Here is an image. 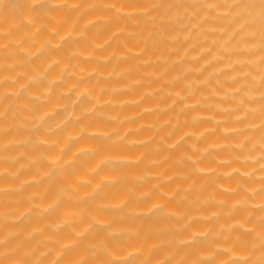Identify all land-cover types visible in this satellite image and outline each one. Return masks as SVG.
Wrapping results in <instances>:
<instances>
[{
    "label": "clouds",
    "instance_id": "1",
    "mask_svg": "<svg viewBox=\"0 0 264 264\" xmlns=\"http://www.w3.org/2000/svg\"><path fill=\"white\" fill-rule=\"evenodd\" d=\"M18 3L17 7L13 0H0V89L6 83L12 85L11 90L0 91V101L6 95L11 96L13 117L19 112L21 100L41 106L54 100L62 103L34 113L26 127L29 131L38 130L35 135L0 145V161L14 164L20 156L25 160L14 171L0 167V184L14 182L0 187V202L9 191L22 194L29 184L43 180L51 184L69 173L75 176L86 161L95 164L99 147L88 141L103 140L110 146L129 150L151 144L148 155L152 158L145 166L144 154L133 158L125 152H110L99 160L88 177L79 180L80 186L88 189L82 199L95 202L98 207L118 209L123 220L119 225L90 215L86 207L71 215L46 219L61 203L73 199L71 187L64 184L47 204L29 200L23 211L0 212V264H152L151 253L161 247L168 251L155 264H264V0H18ZM85 12L92 18L88 19ZM174 27L181 31L174 33ZM209 27L223 34L221 42L227 55L223 69L213 68L200 80L187 79L189 73L203 71V65L194 69L186 64L189 59L195 63L196 57L186 54L173 61L162 56L158 63L165 65V70L173 64L183 66L181 72L166 81L169 88L145 91L135 101L116 99L143 86V81L129 79L131 68L118 70L130 58L129 52L116 50L126 48V40L143 41L148 49L174 36L182 38L183 31L195 30L199 34ZM145 28L149 29L147 36L142 35ZM106 30L110 34L101 39ZM81 42L89 45L88 51L80 47ZM113 45L116 47L107 55H100ZM60 50L67 57L64 63L53 56ZM80 60L111 64V69L78 72ZM33 61H40V66L33 67ZM21 64L29 68L22 82L3 75ZM162 77L163 73L152 74L153 79ZM221 78L229 86L216 95L211 91L212 85L221 83ZM74 79L86 81L87 86L78 88L70 83ZM98 80L125 83H106L97 97L94 86ZM177 83L182 85L179 90ZM202 88L208 89V93L200 92ZM169 97L171 103H162ZM145 98L157 100L155 108L147 109L148 112L159 115L176 109L175 122L165 121L166 126L170 125L165 134L167 139L160 137L157 143L133 139L130 134H138L139 128L119 131L125 122L120 113L129 103L140 105ZM6 112L7 109L0 111V120L8 119ZM216 112L222 115L218 117ZM84 119L105 127L93 129L80 123ZM206 121L208 126H204ZM181 125L185 130L177 135ZM14 127L9 121L0 127V134ZM152 127L155 134L161 125L157 122ZM210 135L236 139L214 143L208 139ZM14 145L38 150L35 155L23 151L20 156L8 155L6 149ZM161 151L177 153L176 167L186 169L164 177L165 183L187 181L190 176L206 178L199 186L189 184L179 201L187 202L188 194L197 192L201 195L191 205L214 210L207 215L197 212L184 218L183 213L154 203L140 216L158 213L160 218L174 217L183 223L174 229L179 235L160 239L140 260V249L129 251L143 235L132 202L150 201L153 193L160 191V184L155 182L157 177L150 169L164 167L167 157L160 159ZM221 151H227L228 155L220 158ZM54 154L59 159L53 161ZM40 165H45L46 170L38 177L20 176V172ZM126 167H139L130 177L133 189L118 205H104L99 197L107 187L119 184V172ZM92 178L99 181L95 186ZM223 182L232 184L228 199L217 198ZM149 184V190L136 191ZM169 198L176 199L175 192ZM32 217H38L42 223H29ZM198 221L212 222L215 227L194 230L191 225ZM80 225L83 227L78 231ZM98 230L102 237H97ZM156 231L166 233L167 229ZM62 234L68 239H62Z\"/></svg>",
    "mask_w": 264,
    "mask_h": 264
},
{
    "label": "bare ground",
    "instance_id": "2",
    "mask_svg": "<svg viewBox=\"0 0 264 264\" xmlns=\"http://www.w3.org/2000/svg\"><path fill=\"white\" fill-rule=\"evenodd\" d=\"M14 6H19L18 0H13ZM84 15L91 19V15L87 12ZM67 27V25H66ZM63 31V30H62ZM149 29L145 28L142 35L147 36ZM175 33L177 31H181L176 29L175 27L172 29ZM110 34L108 30H106L101 37V39L107 38ZM92 38H95L94 33H90ZM223 34L217 32L214 28L209 27L206 31L197 34L195 30L188 32L183 31L182 38L176 39L175 36L167 41H164L163 44L158 47H150L148 49L144 48L143 41L137 43L133 40H126V48L119 47L116 48L117 51L120 52H129L130 58L126 64H121L118 70H124L131 68L129 72L130 80H141L143 81V86L137 88L133 93H124L116 99L121 101H135L138 97L142 96L145 91H155L158 89H166L169 88V84L166 83L167 80L172 79V77L182 71L183 66L180 64H173L170 68L165 70L166 66L158 63V59L160 57H167L173 61L184 57L186 54L189 57H196V62L193 63L191 59L186 61V64H191L194 69H200L203 65V71H193L187 75V79H203L205 75L212 71L213 68L223 69L227 64V55L224 53V46L222 44ZM70 47V45H66V48ZM80 47L84 51L89 50V45L85 42L80 43ZM113 45L109 49L101 52L100 55H107L109 51L112 50ZM54 58L59 59L61 63H64L67 59L65 51L60 50L53 54ZM18 59H22V57H18ZM40 66V61H33V67L38 68ZM95 68L99 72H107L111 69V64H90L83 60L79 61L78 72L91 71ZM29 71L27 65H18L14 71L8 72L5 71L3 75L10 76L13 78H19L22 82L23 74ZM153 73H163V77L161 79H153ZM72 84H76L78 88H84L87 86V82L84 80L74 79L70 81ZM106 83H117L124 84L125 81H113L106 82L104 80H98L95 82L94 86V95L97 97L100 96V90L105 86ZM224 85L222 87L221 85ZM227 81H223L221 78V83H214L212 85L211 91L216 95H220L223 90H226L228 87ZM182 87L180 83L176 84V90H179ZM12 85L5 84L2 90H11ZM200 92L207 94L208 89H200ZM107 99V97H104ZM172 97L166 98L162 103L168 104L171 103ZM11 100L10 95H6L2 101H0V111H5L7 109L6 115L8 116L7 120H0V127L6 126L9 121L14 123L16 127L10 128L6 133L0 134V145H7L12 140H20L28 135H35L38 130L32 129L28 130L26 127L33 118L35 112H40L43 110H48L54 108L57 103H62V101L54 100L53 103H50L45 106H41L38 104H34L31 101L21 100L19 112L15 117L12 116V108L9 106V101ZM219 103V101H218ZM157 104V100L153 98H145L142 104H132L129 103L127 107L124 108L122 113H120V119L125 121L123 124L119 126V131L126 132L129 129L139 128L140 132L137 134L132 132L130 135L133 139L137 141H148L151 140L152 143H157L160 137H164L167 139L165 135L169 131L170 125L166 126L165 121L175 122L176 119V109H170L168 112L159 114L155 112H148L147 109L155 108ZM221 112H216V116H221ZM159 123L161 125L159 132L154 134L153 125L155 123ZM81 124H88L89 127L93 129H99L101 127H105L99 122L90 123L87 119L81 120ZM204 126H208V122L204 123ZM108 127H116V125H109ZM185 130V126L181 125L176 134H180ZM208 139L214 143H226L228 141H235V137H224L218 135H210ZM88 143H95L99 147V156L97 157V161L95 164L85 162L84 168H78L76 170V175L73 176L71 173L67 174L63 179H58L51 184L48 180H43L39 184H29L25 187L24 192L22 194H17L14 192H7L6 199L0 202V212L11 211L16 209L18 211H23L28 206V201L31 200L36 204H47L55 195L57 189L62 185H68L71 187L73 192V199L71 201H66L61 203V205L49 213L46 219L52 220L58 216L63 215H71L76 213L80 208L86 207L90 213V215L97 216L98 218L105 219L111 221L113 224L119 225L123 222L120 212L118 209L113 207H98L95 202H89L83 200V196L87 188L81 187L79 184V180L82 178L88 177L90 171L94 170L96 164L99 163V160L110 152L120 153L125 152L128 155H131L133 158L140 156L141 154L145 155V166L148 161L152 158L148 155V149L151 147V144H143V146L135 149L129 150L122 146H110L105 143L103 140L97 141H88ZM36 150L28 149L24 145L19 146H11L6 149V153L12 156H20V153L27 152L29 155H35ZM177 153L169 154L167 151H161L158 154L160 159H165V165L161 168H153L150 169L155 176L157 177L156 183L160 184V191L153 193V198L147 202H132V205L136 208L137 212V223L142 230V239L133 247L130 248L129 251L140 249L142 251V255L140 260H143L145 255H147L148 249L152 248L160 239H167L170 236L179 235V233L175 232V227L179 226L183 223V220H177L176 218H160L159 214H154L148 217H141L140 214L144 212L147 208H150L154 203L160 202L165 204V206L175 213H183L184 218L197 214L200 212L204 215H207L210 211L214 210V208H200L197 209L191 205V201L196 198V196L201 195L197 192H191L188 194L189 200L179 201V197L184 194L185 189L188 188L189 184H194L199 186L200 184L205 182V177L201 176H190L187 181L175 180L171 183H165L163 178L166 176H172L174 173L186 171V169H178L174 163V159ZM220 158H225L228 153L227 151H221L218 153ZM53 161L59 159V156L54 154L52 157ZM25 163L23 156L14 163L8 164L6 161H0V167H8L13 171L19 167L20 164ZM46 170L45 165H40L37 168H31L27 171L20 172V176L23 178L39 176L42 171ZM139 171V167L132 168H123L120 170V182L116 186H109L104 190V194L102 197H99L104 203V205H118L122 200L125 199L128 192L133 189V185L130 182V177L136 174ZM106 175H110V173L105 172ZM98 179L92 178V184L95 186L98 183ZM14 183L12 181H5L3 184H0V187H4L6 184ZM151 187V184L146 185L143 189L136 188V191H147ZM232 184L229 182H223V189L217 193L218 199H228V191L231 189ZM175 192L176 199H170L169 197ZM31 224L39 225L42 221L38 217H32ZM24 227L27 228L28 224H24ZM83 225L78 227V231L81 230ZM167 229L166 233L157 232V229L165 228ZM191 227L197 231H203L206 228L212 227L215 225L212 222H194ZM97 237H102V232L97 231ZM62 239L66 240L68 237L65 234H62ZM114 246V245H113ZM168 249L166 247H161L159 249L154 250L151 253L152 264H155V261L159 259L162 255H164ZM115 256H118L119 253H114Z\"/></svg>",
    "mask_w": 264,
    "mask_h": 264
}]
</instances>
